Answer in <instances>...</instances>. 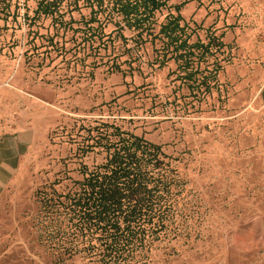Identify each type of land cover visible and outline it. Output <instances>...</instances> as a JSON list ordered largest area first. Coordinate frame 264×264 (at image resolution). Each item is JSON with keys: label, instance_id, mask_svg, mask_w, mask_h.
<instances>
[{"label": "rangeland", "instance_id": "374dc122", "mask_svg": "<svg viewBox=\"0 0 264 264\" xmlns=\"http://www.w3.org/2000/svg\"><path fill=\"white\" fill-rule=\"evenodd\" d=\"M36 8L37 0H22L17 21L0 20V114L23 141L21 169L0 197V264H61L38 241L35 194L64 190L82 178L83 164L103 161L104 153L83 147L82 127L99 121L163 145L185 180L184 230L152 253L151 264H264V0H188L182 8L200 37L207 29L223 34L231 53L220 90L186 113L173 103L188 91H174L176 64L151 66L152 44L122 63L126 73L112 71L131 44L118 40L99 55L88 48L77 60L71 48L89 11L73 12L77 22L65 29L52 17L34 19Z\"/></svg>", "mask_w": 264, "mask_h": 264}, {"label": "trees", "instance_id": "16d2710c", "mask_svg": "<svg viewBox=\"0 0 264 264\" xmlns=\"http://www.w3.org/2000/svg\"><path fill=\"white\" fill-rule=\"evenodd\" d=\"M188 0H37L34 19L52 17L64 27L77 22L73 12L89 11L82 21L83 34L75 38L72 55L79 59L88 48L126 47L117 56L127 59L111 66L122 71L129 59L138 60L147 44L153 45L151 66L165 67L174 61L175 89L188 90L173 103L188 111L220 90L218 75L231 60L230 44L223 34L207 29L204 38L181 10ZM22 0H0V20L17 21ZM66 8L68 10H66ZM167 11L163 20L159 15ZM174 10V12H173ZM70 14V15H69ZM69 16V17H68ZM27 21L31 18L24 13ZM112 26L110 31L107 27ZM79 31V29H76ZM54 44L55 37L48 38ZM97 44L95 47L94 45ZM116 56V57H117ZM136 68L131 65L132 70ZM197 103V104H196ZM179 111L178 109H175ZM85 128V152L105 154L90 168L83 164L82 178L64 190L42 187L35 196L37 238L57 263L80 257L86 264H151L152 253L170 247L183 228L181 197L185 180L163 145L115 122L99 121Z\"/></svg>", "mask_w": 264, "mask_h": 264}, {"label": "crops", "instance_id": "0c3cea01", "mask_svg": "<svg viewBox=\"0 0 264 264\" xmlns=\"http://www.w3.org/2000/svg\"><path fill=\"white\" fill-rule=\"evenodd\" d=\"M7 123L0 114V197L6 190L9 175L21 169L23 141L20 135L8 133Z\"/></svg>", "mask_w": 264, "mask_h": 264}]
</instances>
